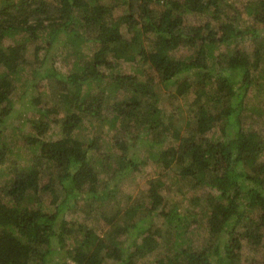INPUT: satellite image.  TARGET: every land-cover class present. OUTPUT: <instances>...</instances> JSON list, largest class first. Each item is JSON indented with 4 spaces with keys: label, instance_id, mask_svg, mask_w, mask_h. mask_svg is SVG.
<instances>
[{
    "label": "trees",
    "instance_id": "obj_1",
    "mask_svg": "<svg viewBox=\"0 0 264 264\" xmlns=\"http://www.w3.org/2000/svg\"><path fill=\"white\" fill-rule=\"evenodd\" d=\"M103 1L0 0V264H63L64 259L102 264L104 258L136 264L157 249H162L158 264H240L244 239L264 249V141L256 131L244 130L241 118L248 91L260 90L256 70L264 37L257 33L264 29V0L243 6L255 18L251 27L239 24L234 12L217 29L206 16L221 19L220 0ZM189 12L205 17L203 22L185 24ZM136 23L152 34L151 44L143 45L141 32L133 29ZM122 26L131 32L129 40ZM246 38L255 42L253 54L241 46ZM55 47L65 49L64 58L73 57L71 70L57 78V104L32 94L33 116L21 123L27 130L7 125L11 94L30 61L46 62L45 52ZM179 48L187 54L175 55ZM135 55L147 68L122 73L120 63ZM45 71L41 77L33 66L31 78L41 81L57 73L52 64ZM157 84L172 85L178 97L196 94L187 115L177 110L178 115L161 117L154 100ZM104 107L111 117L104 116ZM94 114L108 130L120 131L115 145L125 151L145 136L152 142L147 155L139 160L122 154L117 167L110 158L92 157L98 137L86 131ZM177 123L188 131L182 133ZM165 138L172 144L159 148ZM145 156L159 157L165 168L207 188V236L199 247L184 246L195 210L179 212L163 193L169 186L160 178L150 183L144 202L129 204L132 214L143 213L132 222H119L117 208L103 214L109 228L102 233L66 217L71 205L112 197L109 182L98 190L101 171L126 177ZM42 190L51 196L48 209L34 201ZM159 216L165 229L156 234L164 246L153 236ZM121 235L128 245L118 240Z\"/></svg>",
    "mask_w": 264,
    "mask_h": 264
},
{
    "label": "rangeland",
    "instance_id": "obj_2",
    "mask_svg": "<svg viewBox=\"0 0 264 264\" xmlns=\"http://www.w3.org/2000/svg\"><path fill=\"white\" fill-rule=\"evenodd\" d=\"M103 1V0H102ZM169 1V0H168ZM171 1V0H170ZM182 1V0H178ZM252 0H220V9H221V19L216 20L211 18V16H206L211 20V27L217 29L219 23L222 20H232L229 15H233L234 12L237 18L239 19V24L244 25L246 27L252 26L254 21V17L248 14L245 10L243 12V6L245 3H249ZM256 1V0H253ZM107 2V0L103 1ZM118 12V10H117ZM241 12V13H239ZM184 23H190L194 21L203 22L204 18L201 19L200 16L194 13H185L184 16ZM134 19V18H133ZM134 19V21H136ZM128 25V24H127ZM134 30L141 32V41L143 45H147L148 43L151 44L153 42L152 34L149 35L143 33L141 30V25L138 23L134 24ZM132 26V25H130ZM262 28V27H261ZM258 31L257 34L259 36L264 37V29ZM122 32L124 33L125 39L129 40L131 35L127 28V26L121 27ZM60 38H64L65 36L63 33L59 34ZM261 39V38H260ZM241 46L245 48L250 54L254 52L255 42L251 39H245L243 42L241 41ZM32 46V45H31ZM28 51V55L31 57V49ZM88 50H86L87 52ZM42 52V49L41 51ZM66 51L65 49H60L59 47H55L48 52H45V57H49L46 62H43L45 59H39L34 62L30 61L29 68L27 71H24L22 83H19L17 89L12 92L11 98L13 99V106L11 112L5 117L7 119V125H11L14 127L21 126L24 130H27V125L21 124L23 121L27 120L28 118L32 117L34 106L32 105L31 95L40 94L42 96V101L45 103H54L57 104L59 100L58 90H57V78L67 74L71 69L73 57L69 56V58H64ZM262 55L260 58L259 68L256 70V73L259 74L258 80L259 85L257 90L255 88L248 91V95L246 98V109L244 113H242V127L246 131H256L258 135H260L264 141V50L261 51ZM187 54V49L179 48L175 51V55L183 56ZM132 56V55H131ZM30 60V58H29ZM53 65L56 74H48L50 77L41 79L39 78H31L30 69L34 66L36 69L42 71L41 75L44 76L46 74L45 70L50 65ZM120 69L122 73H131L134 72L135 67H143L147 68L146 64L142 65L139 61V56L135 55L134 60L131 62L124 61L120 63ZM145 66V67H144ZM103 71L106 69L101 68ZM28 78L27 81L25 79ZM38 78V79H37ZM37 82V83H35ZM35 83V84H34ZM33 85V86H32ZM24 86V87H22ZM35 88V89H34ZM156 92L157 97H155L157 109L160 112L161 117L166 120V117L169 114L178 115L177 110H181L182 114L185 116L189 112V106H193L192 103L194 102L195 93L191 91L185 97H178L175 96V92H173L172 85L165 87L162 84L156 85ZM21 93V97H20ZM22 93H25L22 96ZM102 113L107 118L112 116V111L107 110L105 107L103 108ZM180 116H182L180 114ZM99 115H95L90 118L91 127L87 129V133L91 134L90 131L98 137V149L92 152V157L97 158H110L108 162L112 163V166L117 167L120 162V156L122 154H126L130 158L141 159L144 155H147L146 148L152 146V142L146 139L145 136H142L135 144L128 146V151L123 150L122 148L115 145V138L118 135V139L121 137L120 131L115 130H108V123L100 120ZM117 126H119V122H116ZM176 128H178L182 133H186L188 130L184 128V126L176 124ZM170 139L165 138L163 142L159 145V148L163 146L171 145L172 141ZM153 150L156 152V149L153 147ZM261 158H264L262 156ZM162 160L154 157H146L143 161V164L139 165V169L135 168V171L131 172L126 177L116 179L113 176H109V171H101L99 174L98 180V190H103L105 187H111V191L109 192L112 197H109L108 200H101L99 202L96 201H86V205H83L79 208L74 207L71 205L66 212V217L73 222H80L83 225H87L88 227H92L95 229L96 232H107L108 231V224L106 223L105 219L103 218V214H111L115 211V209H119V215L117 220L119 222L129 223L133 220H136L137 217H142L143 213L140 209H138L135 214H132L130 209H128L129 204H131L134 200H146V193L149 188L150 183H152L157 178H160L166 185L169 186V190L162 191L168 195V199L170 202H175L176 206L179 209V212L185 214L188 210H195L196 215H192L190 223V229L186 234L187 239L193 241V243L186 242L184 244L185 247L194 248L199 247L200 244H203L206 239V229L203 226L206 219V205L205 199L207 196V188L200 186H194L191 178H186L185 176L177 175L171 168H165L162 165ZM2 176H0V184H2ZM41 181H46L45 172H43V176L41 177ZM109 182V184H107ZM56 184L55 186H57ZM55 191L61 192L60 187H56ZM50 194L47 191H39L37 199L34 201H41V206L45 207L46 209L51 206L50 203ZM91 210H87L88 206H91ZM166 210L168 207L165 208ZM193 213V212H192ZM194 218V219H193ZM155 228L152 229L153 236L155 239L159 240L160 237L157 236L156 231L161 228L165 229V227L161 226V217L156 218L155 220ZM118 240L125 245L129 244V239L127 240V236L121 235L118 237ZM70 240L68 242H72ZM161 244L164 246L163 239H160ZM159 242V243H160ZM129 249H133V245L130 246ZM161 253L159 254V252ZM162 249H157L153 254L149 253L141 260H138L136 264H158V259L161 258ZM161 255V256H160ZM264 257V249L253 248L245 239L242 241V248H241V262L240 264H261V260ZM55 259V258H54ZM63 264H73L69 259H64ZM102 264H115L112 262L111 259L104 258L102 260Z\"/></svg>",
    "mask_w": 264,
    "mask_h": 264
}]
</instances>
